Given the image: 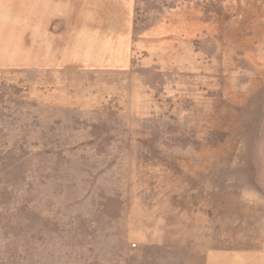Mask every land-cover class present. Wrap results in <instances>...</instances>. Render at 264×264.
Listing matches in <instances>:
<instances>
[{
    "label": "rangeland",
    "instance_id": "374dc122",
    "mask_svg": "<svg viewBox=\"0 0 264 264\" xmlns=\"http://www.w3.org/2000/svg\"><path fill=\"white\" fill-rule=\"evenodd\" d=\"M27 28L0 25V264L264 250V0H136L128 68Z\"/></svg>",
    "mask_w": 264,
    "mask_h": 264
},
{
    "label": "crops",
    "instance_id": "0c3cea01",
    "mask_svg": "<svg viewBox=\"0 0 264 264\" xmlns=\"http://www.w3.org/2000/svg\"><path fill=\"white\" fill-rule=\"evenodd\" d=\"M25 3L28 6L23 12L15 13V18L21 21H0V25L28 27L26 31L41 41L45 52L56 47L65 56L106 58L100 65L110 68H128L132 64L136 0H26ZM83 65L92 67L98 63L88 61ZM217 257V262L222 258L231 259L232 264H264V250L217 254Z\"/></svg>",
    "mask_w": 264,
    "mask_h": 264
}]
</instances>
